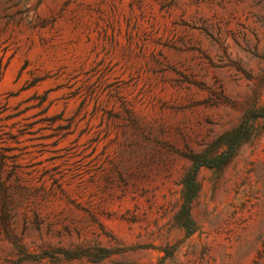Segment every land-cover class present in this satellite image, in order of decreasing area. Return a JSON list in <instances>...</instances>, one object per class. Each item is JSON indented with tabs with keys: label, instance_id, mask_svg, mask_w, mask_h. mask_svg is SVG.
<instances>
[{
	"label": "rangeland",
	"instance_id": "rangeland-1",
	"mask_svg": "<svg viewBox=\"0 0 264 264\" xmlns=\"http://www.w3.org/2000/svg\"><path fill=\"white\" fill-rule=\"evenodd\" d=\"M0 264H264V0H0Z\"/></svg>",
	"mask_w": 264,
	"mask_h": 264
},
{
	"label": "trees",
	"instance_id": "trees-1",
	"mask_svg": "<svg viewBox=\"0 0 264 264\" xmlns=\"http://www.w3.org/2000/svg\"><path fill=\"white\" fill-rule=\"evenodd\" d=\"M235 152H236V147L231 148L228 151V153H224L222 156L210 159L207 162L206 161H204V162L198 161L197 159L194 160V166L192 167V169L189 173V176H188V182H187L188 185L187 186H188L191 194H190V197L188 199V203L186 206V212H185V215H186L187 220H188L189 225H190V232L193 231V221H192L191 215H190V204H191V201L197 192L196 177H197V173H198L199 169L202 168L203 166L220 167L221 165L226 164L230 160V158L234 155Z\"/></svg>",
	"mask_w": 264,
	"mask_h": 264
}]
</instances>
